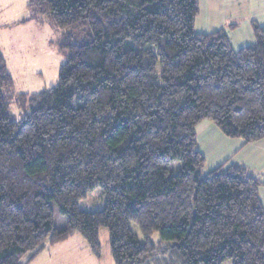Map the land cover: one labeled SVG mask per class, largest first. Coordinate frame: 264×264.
Returning a JSON list of instances; mask_svg holds the SVG:
<instances>
[{"label":"trees","instance_id":"obj_1","mask_svg":"<svg viewBox=\"0 0 264 264\" xmlns=\"http://www.w3.org/2000/svg\"><path fill=\"white\" fill-rule=\"evenodd\" d=\"M28 9L62 29L66 61L55 86L15 98L0 47V264H30L75 232L100 257L102 228L115 264H264V181L230 160L206 171L197 146L205 119L245 144L264 139V27L236 50L223 30H195L199 0ZM96 187L104 208L82 210Z\"/></svg>","mask_w":264,"mask_h":264},{"label":"rangeland","instance_id":"obj_2","mask_svg":"<svg viewBox=\"0 0 264 264\" xmlns=\"http://www.w3.org/2000/svg\"><path fill=\"white\" fill-rule=\"evenodd\" d=\"M28 1L0 0V47L14 79L15 98L21 93H37L55 86L58 83L60 67L66 61L65 55L59 49L62 29L47 16L29 18ZM17 15L21 16L18 21L15 19ZM11 112L16 120H20L30 113V109H24L17 99H13ZM171 168L176 173L181 168V161H173ZM51 204L55 225L63 229L67 225V217L61 213L55 201ZM104 206L105 196L101 187H96L79 200V207L85 211L102 210ZM130 225L142 237L138 226L134 222ZM159 237L156 232L154 238ZM100 241L101 256L98 257L83 235L75 232L68 241L43 251L30 264H115L108 228L100 230ZM171 257V253L165 254L164 263H169ZM223 264H233V260H226Z\"/></svg>","mask_w":264,"mask_h":264},{"label":"crops","instance_id":"obj_3","mask_svg":"<svg viewBox=\"0 0 264 264\" xmlns=\"http://www.w3.org/2000/svg\"><path fill=\"white\" fill-rule=\"evenodd\" d=\"M199 7L195 30L198 33L223 30L236 50L256 41L255 24L264 27V0H199ZM19 18L15 17L17 21ZM197 146L206 158V171L230 160L246 166L264 181V139L245 144L241 138L226 136L213 121L205 119L197 126ZM259 193L264 206V185ZM54 245H48L44 251Z\"/></svg>","mask_w":264,"mask_h":264}]
</instances>
